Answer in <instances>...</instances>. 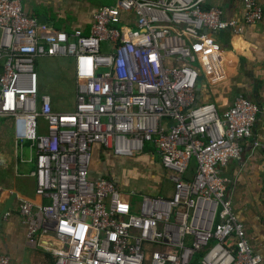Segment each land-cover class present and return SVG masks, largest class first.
<instances>
[{
  "label": "built area",
  "instance_id": "built-area-1",
  "mask_svg": "<svg viewBox=\"0 0 264 264\" xmlns=\"http://www.w3.org/2000/svg\"><path fill=\"white\" fill-rule=\"evenodd\" d=\"M240 1L237 20L211 0H115L92 11L88 32H66L41 24L23 0H0V121L35 149L40 201L17 209L28 248L52 264H190L198 253L197 264H262L219 172L241 158L259 107L244 95L223 111L202 100L227 78L215 34L240 35L263 19L259 0ZM39 58L72 60V111L56 112L39 93ZM96 147L157 155L171 193L92 174ZM0 264L10 256L0 253Z\"/></svg>",
  "mask_w": 264,
  "mask_h": 264
},
{
  "label": "crops",
  "instance_id": "crops-1",
  "mask_svg": "<svg viewBox=\"0 0 264 264\" xmlns=\"http://www.w3.org/2000/svg\"><path fill=\"white\" fill-rule=\"evenodd\" d=\"M23 2L27 11L45 17L50 26L56 19L62 30L81 28L85 32H88L92 11L102 5L99 4L101 2L87 0ZM259 2L263 10L260 23L245 28L240 35H233L228 30L215 34V40L229 55L226 63L227 78L215 90L211 89V95L203 96L202 100L214 102L219 111H223L236 95H244L259 107L252 136L243 142L241 158L220 167L219 172L228 180L226 185L231 211L243 223L254 252L261 256L264 264V0ZM211 3L224 9L226 18L240 19V0H211ZM230 89L235 93L229 99L222 94L215 98L213 94L218 91L226 95ZM34 157L35 149L31 142L26 140L20 143L16 140L12 122L5 119L0 125V253L8 254L11 264L40 263L33 259L32 252L28 255V263L25 262L27 251L36 249L25 245L24 228L17 212L19 202L23 199L35 203L40 201L35 194V180L30 175L34 169ZM153 157L142 155L137 158H117L96 147L91 171L92 174H102L119 181L124 189L142 192L144 187L146 190L143 192L151 193L149 189L158 184L137 183V180L139 176L154 177L150 171L145 172L144 167L148 163L149 168H155ZM156 174H166L170 178V174L160 168L156 169ZM171 191L172 188L167 194ZM4 212L10 213L6 219Z\"/></svg>",
  "mask_w": 264,
  "mask_h": 264
},
{
  "label": "rangeland",
  "instance_id": "rangeland-1",
  "mask_svg": "<svg viewBox=\"0 0 264 264\" xmlns=\"http://www.w3.org/2000/svg\"><path fill=\"white\" fill-rule=\"evenodd\" d=\"M98 2H107L108 0H94ZM99 4H104V3ZM71 18V17H69ZM36 72L38 75V91L40 94H49L52 100L53 109L56 112H70L74 107L75 101V84L72 77V60L69 58H39L35 63ZM215 90V89H214ZM228 91V90H227ZM216 92V93H215ZM218 91H214L215 98H218L220 94L226 99H229L232 94L235 93L233 89L228 91V94H224L223 92L217 93ZM3 120L0 121V125ZM39 128V132H44L46 130L45 122L39 118L37 122ZM153 162L155 163V168L150 167L148 163L144 164L147 171H150L151 174H154V177L148 176L143 177L139 176L137 183H146L156 186L151 187L149 192L153 194H161L165 195L170 192L172 188L171 180L167 177L166 174L159 175L156 174V169L160 168L159 159L157 155H154ZM193 168V169H192ZM195 163L192 159L190 162L189 171L187 172V176H191L194 172ZM160 170H162L160 168ZM144 172V171H142ZM150 180V181H149ZM145 184V185H146ZM146 188L142 187V192L145 191ZM28 249V248H27ZM33 253V259H36L39 264H51L53 258L50 253L44 250H28L27 251V259L25 262L29 261V254Z\"/></svg>",
  "mask_w": 264,
  "mask_h": 264
},
{
  "label": "trees",
  "instance_id": "trees-1",
  "mask_svg": "<svg viewBox=\"0 0 264 264\" xmlns=\"http://www.w3.org/2000/svg\"><path fill=\"white\" fill-rule=\"evenodd\" d=\"M87 1H89V2H93L94 0H87ZM112 1L113 0H108L107 2H102V3H104V4H102L101 6H106V5H112L113 3H112ZM115 2V1H114ZM112 3V4H111ZM52 26L54 27V28H56V29H58V30H60V25L58 24V22H57V20L56 19H54V22L52 23ZM71 30H66V32H70ZM198 256H199V253L198 254H196L194 257H193V259L191 260V263L190 264H197V259H198Z\"/></svg>",
  "mask_w": 264,
  "mask_h": 264
},
{
  "label": "water",
  "instance_id": "water-1",
  "mask_svg": "<svg viewBox=\"0 0 264 264\" xmlns=\"http://www.w3.org/2000/svg\"><path fill=\"white\" fill-rule=\"evenodd\" d=\"M39 20H40V23L41 24H45V21H46V19H45V17H43V16H39ZM5 213V212H4Z\"/></svg>",
  "mask_w": 264,
  "mask_h": 264
}]
</instances>
